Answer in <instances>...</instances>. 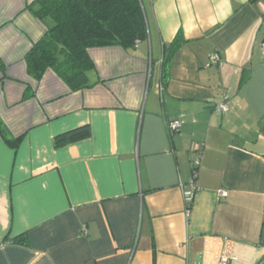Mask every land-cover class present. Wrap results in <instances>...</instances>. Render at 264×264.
Returning a JSON list of instances; mask_svg holds the SVG:
<instances>
[{
  "label": "crops",
  "instance_id": "1",
  "mask_svg": "<svg viewBox=\"0 0 264 264\" xmlns=\"http://www.w3.org/2000/svg\"><path fill=\"white\" fill-rule=\"evenodd\" d=\"M34 1L0 0V264H264V0H142L148 39L90 47L76 91L28 72Z\"/></svg>",
  "mask_w": 264,
  "mask_h": 264
},
{
  "label": "trees",
  "instance_id": "2",
  "mask_svg": "<svg viewBox=\"0 0 264 264\" xmlns=\"http://www.w3.org/2000/svg\"><path fill=\"white\" fill-rule=\"evenodd\" d=\"M28 8L48 28L26 54L28 72L39 79L47 68H53L74 91L94 84L90 72L96 65L89 54L90 47L119 44L133 48L149 37L142 0H35ZM185 41L179 32L164 47V84L173 54ZM0 131L8 143L18 145L21 138L12 136L1 118ZM90 135L89 125H83L56 135L54 145L62 147ZM13 241L30 245L27 232Z\"/></svg>",
  "mask_w": 264,
  "mask_h": 264
},
{
  "label": "built area",
  "instance_id": "3",
  "mask_svg": "<svg viewBox=\"0 0 264 264\" xmlns=\"http://www.w3.org/2000/svg\"><path fill=\"white\" fill-rule=\"evenodd\" d=\"M263 54H264V45H263ZM211 58L213 61H217L219 59V56H218V54H213ZM163 92H164V86H161L160 87V93L162 94ZM216 110L219 112H223V111H228L229 108L225 104H217ZM169 127L173 131H179L181 128V122L177 119L171 120L169 122ZM199 164H200V159H196L194 161V165H193V173H194V179L193 180H195V178L198 175ZM194 191L195 190L192 189L189 193H187V197L189 198V200L193 197ZM222 193H224V192H222ZM229 262H230V256L227 253H223L221 256L220 264H229Z\"/></svg>",
  "mask_w": 264,
  "mask_h": 264
}]
</instances>
